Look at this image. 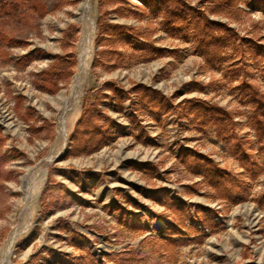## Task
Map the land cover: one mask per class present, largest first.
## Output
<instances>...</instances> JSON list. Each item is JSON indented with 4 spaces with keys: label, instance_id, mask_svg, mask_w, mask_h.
<instances>
[{
    "label": "rangeland",
    "instance_id": "374dc122",
    "mask_svg": "<svg viewBox=\"0 0 264 264\" xmlns=\"http://www.w3.org/2000/svg\"><path fill=\"white\" fill-rule=\"evenodd\" d=\"M187 1L237 34L215 65L192 37L164 29L158 0H0V264H84L91 254L117 264L130 249L140 252L138 264H264V151L240 85L245 76L264 92L254 51L264 46V0H239L236 9ZM83 5L93 21L87 27ZM71 23L79 25L69 50L74 73L49 76L67 53L61 44ZM118 24L136 28L141 45L119 39L111 27ZM233 65L239 79L224 72ZM137 84L157 91V102L139 100ZM192 97L233 113L236 137L199 131L192 113L177 107ZM92 105L113 137L75 155ZM238 146L252 154L250 170L240 166ZM184 148L241 178L240 197L221 198L181 161Z\"/></svg>",
    "mask_w": 264,
    "mask_h": 264
},
{
    "label": "trees",
    "instance_id": "16d2710c",
    "mask_svg": "<svg viewBox=\"0 0 264 264\" xmlns=\"http://www.w3.org/2000/svg\"><path fill=\"white\" fill-rule=\"evenodd\" d=\"M238 1L219 0L227 8L233 9L237 8ZM158 5L162 11V24L164 29L173 36L179 35L183 38L192 37L196 41L200 52L212 65H215L222 59L229 46L236 47L237 34L235 31L219 21L210 19L205 9L196 7L187 0H158ZM239 15L240 11L237 9V17ZM111 27L114 29V34L118 33L119 39H129L134 44L141 45L136 28L124 24L111 25ZM78 34L79 25L75 23L69 24L64 31L61 44L62 49L67 53L51 66L48 73L49 76L52 73L61 74L68 78L73 75L77 59L75 52L69 50L77 41ZM156 50L165 53V50L162 48H156ZM254 51L255 57H260L261 62L264 64V46L255 45ZM110 53H113L117 57H122L123 55V52L119 49H113ZM114 64L120 65L121 63L115 62ZM238 68L240 67H236L235 65L228 66L224 72L232 71L234 73V79H239L240 70ZM240 85L241 91L248 97V102L254 105L250 120L257 137L258 148L263 152L264 92L257 85L246 80L245 76L242 77ZM134 92L137 94L139 100H149L153 104L161 96L154 89L141 84H137L134 87ZM177 107L181 109V113L184 116L192 113L195 126L199 131H206L208 127H214L216 137L219 140L236 137L238 123L233 113L225 107L197 97L184 98L177 103ZM98 111L97 105H92L85 110V118L81 121L80 129L77 130V135L74 140L73 154L93 153L100 149L105 141L113 137L109 126H105L94 119ZM235 154L240 161V166L245 170H250L253 164L252 154L245 147L241 146H238ZM180 159L189 170L203 176L221 198L231 200L240 197L243 192L245 182L236 175L228 173L225 168L220 167L208 155L190 148H184L180 154ZM231 183H236L238 187V191L235 194L231 193ZM182 224H185V220L182 221ZM167 234L173 236L177 234V231L169 229L167 230ZM74 236L80 240L77 243L79 248L86 246L84 238L81 235L75 234ZM140 255V252L138 253L135 249H130L122 261H117V264H138L141 261ZM84 264L99 263L91 254L87 256Z\"/></svg>",
    "mask_w": 264,
    "mask_h": 264
},
{
    "label": "bare ground",
    "instance_id": "6f19581e",
    "mask_svg": "<svg viewBox=\"0 0 264 264\" xmlns=\"http://www.w3.org/2000/svg\"><path fill=\"white\" fill-rule=\"evenodd\" d=\"M81 12H82V14H83V16H82V20H85L88 24L85 26V27H87L89 24H93V21L91 20V18L90 17H88L87 15H86V6L85 5H83L82 7H81ZM85 66H86V59L83 57L82 59H81V63H80V73H82L83 72V70L85 69ZM64 131V130H63ZM67 132V131H66ZM66 134V133H65ZM64 134V135H65Z\"/></svg>",
    "mask_w": 264,
    "mask_h": 264
}]
</instances>
